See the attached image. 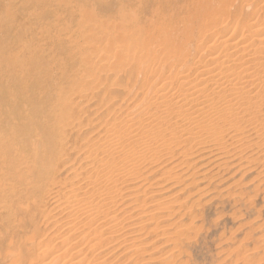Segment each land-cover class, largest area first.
<instances>
[{
	"label": "rangeland",
	"instance_id": "rangeland-1",
	"mask_svg": "<svg viewBox=\"0 0 264 264\" xmlns=\"http://www.w3.org/2000/svg\"><path fill=\"white\" fill-rule=\"evenodd\" d=\"M200 1L0 0V264H264V135L261 136L264 133V108L257 109L263 115L256 110L255 113L248 111L246 114L237 111L236 113L242 114L239 119L233 116L228 119L213 118L211 111L212 117L208 118V123L196 130L200 132L196 141L187 139L186 142L180 136H171L166 128L169 121L178 122L179 126H187L188 122L181 119L179 112L171 109L168 103L158 111L155 110V104L161 101L159 96L177 94L178 83L189 82L192 84L190 88L198 84L194 74L197 66H193L196 59L189 63V68L179 64L174 66L167 64L168 59L159 53L154 64L137 70L127 57L129 51L126 50L130 43L122 40L124 29L121 28H124L127 18L137 15L148 25L147 23L157 20V13L164 19L163 11L171 5L179 9L180 21L188 18V15L194 17L196 12L197 17H200L207 10L204 7L197 9ZM222 1L225 4L227 2V6L224 4L226 9L223 7L226 12L216 16L219 24L216 28L212 27L213 31L229 28L230 35L238 30L239 36L242 31L247 35L254 20L259 19L254 23L260 27L253 28V31L263 28L264 37V26L260 25L264 20V0ZM208 5L209 3L207 7ZM260 8L262 11H258ZM227 12H231L230 16ZM240 16H244L243 21ZM173 22L179 24L178 21ZM242 22L248 28H241L244 27ZM168 23L169 20H165L163 26ZM107 31L113 37H108ZM114 35L121 37L118 40ZM201 52L202 65H206L209 57L204 56L205 50ZM207 54L206 56L209 55ZM203 57L207 59L203 60ZM160 62L161 66L158 65ZM218 66H208V69L198 67L205 71L215 70L216 74ZM223 67L229 70V65L225 64ZM223 67L219 71L224 70ZM185 68L189 73L187 70L183 71ZM190 71L194 78L189 76L192 75ZM227 73L233 75L234 71ZM153 74L155 77H152ZM175 75L178 77L175 78ZM185 75L189 77L186 78ZM210 86L211 92L213 86ZM259 88L253 89L254 93L250 96L257 97L256 93L261 91ZM115 91L120 92V95L117 93L113 96ZM263 96V93L259 95L255 102H259V97ZM71 97L88 113L84 112L74 118L65 128L66 137L63 138L60 132L69 122L65 103ZM104 105L108 108L104 109ZM164 108L166 111L163 112L162 122L160 113ZM156 114L160 115L157 117L159 122H155L158 125L156 130L163 134L165 129V138L160 134V139L155 134L156 130L153 134L144 127L148 126L151 117ZM260 115L263 117H257ZM169 116L173 120L177 119L174 122ZM254 118L263 120L259 119L258 127L255 126L258 120ZM251 123H254L253 127ZM113 124L115 127H112ZM129 131L140 135L139 144L135 148V143L125 142L127 139L116 140L120 133L126 135ZM69 134L73 136L69 138ZM201 135L204 137H200ZM79 137L84 138V141ZM90 137L92 140H89ZM111 137L116 138L114 140L118 145L124 146L125 143L124 147L117 146L126 155L118 156L117 164L113 161L110 163L108 157H100V151H96L99 147H105L107 139ZM206 137L208 138L205 140ZM143 139H147L146 142ZM87 148H92L93 151ZM160 149L164 155L159 153ZM85 153L92 155L85 156ZM94 156L95 159H88ZM154 157L157 158L155 161ZM104 159L110 164L107 165ZM125 159V163L128 160L129 165L123 162ZM141 159L144 162L147 159L145 163L149 164L154 162L152 166H144ZM135 163L136 166L139 165L137 169ZM102 164L106 166H101ZM125 173L131 177H127ZM112 174H120L121 179L119 184L116 183L118 187L111 185L112 189L106 199L108 201L101 204L98 195L94 200L92 193L88 192L91 190L90 183L97 180V183L106 185ZM110 183L111 181L107 185ZM70 193H77L78 197ZM71 196L73 197L70 198ZM84 199H88L94 208L87 207L82 212L86 208L82 202ZM79 205L81 209H75ZM99 206L104 213L100 212ZM96 213L99 215L96 216ZM81 216V219L78 218Z\"/></svg>",
	"mask_w": 264,
	"mask_h": 264
},
{
	"label": "bare ground",
	"instance_id": "bare-ground-1",
	"mask_svg": "<svg viewBox=\"0 0 264 264\" xmlns=\"http://www.w3.org/2000/svg\"><path fill=\"white\" fill-rule=\"evenodd\" d=\"M225 1H228V0H225ZM243 1H245V0H243ZM248 1V0H247ZM262 0H260V2H261ZM197 2V1H196ZM240 2V1H239ZM238 2V3H239ZM253 2V1H252ZM255 2V1H254ZM194 3H195V1H194ZM209 3V5H208V7H207V4ZM224 2L222 1V0H201L199 3H198V5H197V9L198 8H200V7H204V8H206L207 10H205L206 11V13L204 14V15H200V17H197L198 15H197V12L195 13V16L194 17H191V15H188V18H185V19H183L182 18V21H180V20H178V17H179V9H177V8H175L174 6H170L166 11H163V17H164V19H162L161 17V15H159L160 13H157V14H155L156 15V18H157V20L156 21H153V22H151V23H147L148 25H146V23H143L141 20L142 19H140V17L139 16H137L136 15V17H134V18H127V20H126V23H125V25H124V28H121V29H124L122 32V36H124V37H122L123 39V41L124 42H127V44H129L130 43V46H129V49L128 50H126L125 48H124V46H126L127 44H125V43H123V44H125L124 46H122L123 48H124V50H126V51H129V54H128V52H127V57L129 58V61L131 62V64H132V66L133 67H135V69H137V70H142V69H145L147 66L149 67V65H152L151 63H155L154 61H156L157 60V57L160 55L159 53H162V56H163V58H164V56L168 59V62H167V64H173L174 66L176 65V64H179V65H181V67L183 66V67H187V68H189L188 66H189V63L192 61V60H195V62L193 61V66H197V68L195 67V71L194 70H192V71H194V74H195V76H196V81H198L197 83L198 84H196V85H194L195 87L194 88H190L189 86L190 85H192V84H190L189 82H187L186 84L184 83V84H180V83H178L179 84V91H178V93L177 94H174V95H170L169 94V96H167L168 97V99H166L167 97H166V95H165V97L164 96H159V98H161L160 100V102L159 103H157V104H155L156 106V108H155V110H157V109H160V107H162L165 103H168L169 105H171V106H169V107H171V109L172 108H174L175 109V111L177 112H179V114H180V116H181V119L183 118L184 119V121L187 123L188 122V125L187 126H184L183 124H182V126L180 125L179 126V123L178 122H175L174 120L175 119H177V118H174V120H173V118H171L170 116H172L171 114H170V118H171V120L172 121H174L175 123H172L171 121H169V118H168V120L167 121H169L167 124H166V128H167V132L169 131V132H171V133H169V135H173V136H175L176 135V137H179L180 136V138L182 139V140H184V141H186L187 142V139H189L190 141H192V140H197V138H199L198 137V134L200 133H198L196 130H198V129H201V127L203 128V124L204 123H206L207 121H209L208 120V118L211 116L212 117V115H210V112L211 111H213V112H211L212 114H214L213 116V118H218V117H225V118H229V117H231V116H233V117H237V119H239L238 117H239V115H242L241 113H242V111H243V114L245 113H249V112H252L253 111V113H255L254 112V110H256L257 112H258V110L257 109H259L260 107H263L264 108V96L263 97H259L260 98V100H259V102H255L256 100V98H258V96L259 95H262V93H263V95H264V37H263V34H262V29L261 30H257V31H253V28H255V29H257V28H259V27H257L258 25L257 24H255L254 22L256 21V20H254V22H253V24H252V27H249V30H247V32H248V34L246 35V33H244L243 34V31L241 32L242 33V35L241 36H239L240 34H239V30L238 31H236L235 33H232L231 35L229 34L230 33V29L228 28V29H222L221 28V30L219 29V30H217L216 29V31H213L214 30V28H216V26L219 24V21H218V19L216 18V16L219 14V13H223V11L224 12H226V10H223V7H224ZM226 4H227V2H226ZM225 4V5H226ZM243 4H245V3H243ZM242 4V5H243ZM195 5V6H196ZM249 5H251V4H249ZM255 5V4H254ZM253 5V6H254ZM261 5V4H260ZM194 6V5H193ZM227 6V5H226ZM245 6V5H244ZM246 6H248V5H246ZM263 6V5H262ZM238 7V6H237ZM259 7H261V6H259ZM195 8V7H194ZM225 9H226V7H224ZM234 8V7H233ZM263 8V7H262ZM196 9V10H197ZM240 9V8H239ZM254 9V8H253ZM256 9V8H255ZM195 10V11H196ZM242 10V9H241ZM261 10V8L258 10V11H260ZM262 10H264V9H262ZM261 10V11H262ZM181 11V10H180ZM190 11V10H189ZM192 11V10H191ZM240 11V10H239ZM253 11V10H252ZM257 11V12H258ZM157 12V11H156ZM193 12V11H192ZM229 12V11H228ZM227 12V13H228ZM235 12V11H234ZM241 12V11H240ZM239 12V13H240ZM243 12V11H242ZM191 13V12H190ZM231 13V12H230ZM230 13H228L229 14V16H230ZM236 13H238V12H236ZM254 13H255V10H254ZM89 14V13H88ZM189 14V13H188ZM192 14V13H191ZM227 14V15H228ZM259 14H261V13H259ZM264 13H262V15H263ZM241 16H242V14H240ZM244 15V14H243ZM225 16V15H224ZM229 16H228V18H229ZM232 16H234V14L232 15ZM240 16V19L242 18V21H243V17H241ZM245 16H247V15H245ZM249 16H250V14L247 16L248 18H249ZM213 17H215V18H213ZM226 17V16H225ZM238 17V16H237ZM259 17V16H258ZM257 17V18H258ZM142 18V17H141ZM155 18V17H154ZM155 18V19H156ZM181 18V17H180ZM246 18V17H245ZM244 18V19H245ZM251 18H253L252 16H251ZM256 18V19H257ZM261 18H262V16H261ZM234 19V18H233ZM239 19V18H238ZM240 19H239V21H240ZM165 20H169V23L166 25V26H163V23H164V21ZM228 20V19H227ZM250 20V19H249ZM259 20V19H258ZM257 20V21H258ZM151 21V20H150ZM173 21H178L179 22V24H177V23H174ZM238 21V22H239ZM252 21V20H251ZM256 21V22H257ZM261 21V20H260ZM264 21V20H263ZM263 21L260 23V25H262V27L264 26V24H262L263 23ZM222 22V21H221ZM227 22V21H226ZM237 22V21H236ZM246 22V21H245ZM100 23V22H99ZM241 23V22H240ZM243 24H244V27H241V28H248L247 27V25L245 26V23L244 22H242ZM259 23V22H258ZM145 24V25H144ZM229 24V23H228ZM238 24V23H237ZM249 24V23H248ZM224 25V24H223ZM234 25V24H233ZM239 25V24H238ZM249 25H251V24H249ZM105 27H106V25H105ZM123 27V26H122ZM212 27H214V28H212ZM100 28V27H99ZM115 28V27H114ZM119 28V27H118ZM109 29V28H108ZM237 30V29H236ZM241 30V29H240ZM243 30V29H242ZM246 30V29H245ZM102 31V30H101ZM125 31V32H124ZM100 32V31H99ZM109 31H107V33H106V35L108 36V37H113V34L112 33H108ZM245 32V31H244ZM97 35V34H96ZM118 35H120L119 33H118ZM114 36H116V35H114ZM116 37H118V36H116ZM115 37V38H116ZM120 37L121 36H119L118 37V40L120 39ZM109 39V38H108ZM112 39V38H111ZM110 40V39H109ZM115 40V39H114ZM117 41V40H116ZM115 41V42H116ZM112 42V41H111ZM118 42V41H117ZM116 42V44H118ZM129 42V43H128ZM110 43V42H109ZM122 43V42H121ZM122 44V45H123ZM113 45V44H112ZM116 46V45H115ZM128 46V45H127ZM127 48V47H126ZM115 49H116V47H115ZM205 50V53H204V56L205 57H209V61H208V63H206V61L204 62V63H206V65H202L203 64V62H202V56H203V52H201V51H204ZM120 52V51H119ZM209 55H208V54ZM118 54V53H117ZM123 54V53H122ZM125 54H126V52H125ZM206 54L208 55V56H206ZM120 56V55H119ZM205 57H203V60H204V58ZM121 58V57H120ZM161 58V57H160ZM162 58V59H163ZM198 59V60H197ZM205 59H207V58H205ZM122 60H124V58H122ZM164 60V59H163ZM166 60V59H165ZM118 61V60H117ZM159 62V61H158ZM158 63H156V65H157ZM167 64H166V66H167ZM229 65V70H225L226 69V67H225V69H224V65ZM158 65H160L161 66V62L158 64ZM157 65V66H158ZM172 65V67H174ZM215 65H219L218 67H219V69H220V67L222 66L223 67V69L224 70H222L221 69V71H219V69L218 70H216V71H218L219 72V74H215L214 73V71L213 72H211V70H209V71H205V69H203V68H206V67H210V66H215ZM131 66V67H132ZM193 66H191V68L190 69H192V67ZM198 66H202V67H198ZM238 66V67H237ZM147 67V68H148ZM153 67V66H152ZM168 67V66H167ZM180 67V66H179ZM156 68V67H155ZM160 68V67H159ZM162 68V67H161ZM166 68V67H165ZM170 68V67H169ZM168 68V69H169ZM210 68H212V67H210ZM236 68V69H235ZM90 69V68H89ZM130 69V68H129ZM131 69H133V68H131ZM130 69V70H131ZM153 69H154V67H153ZM177 69V68H176ZM180 69V68H179ZM178 69V70H179ZM189 69V70H190ZM201 69H203V70H201ZM206 69H208V68H206ZM216 69H217V67H216ZM238 69V70H237ZM165 70V69H164ZM177 70V71H178ZM185 70H187L188 71V69H184L183 71H185ZM235 70H237V72L235 73ZM129 71V70H128ZM133 71H135V70H133ZM146 70H144V72H145ZM149 71V70H148ZM151 71V70H150ZM149 71V72H150ZM154 71V70H153ZM158 71H160V69L158 70ZM157 71V73H159ZM192 71H190L191 73H192ZM231 71H234V73H233V75H228V73L227 72H231ZM136 73V72H135ZM146 73V72H145ZM173 73H175V72H173ZM181 74H183L182 72H180ZM188 73H189V71H188ZM168 74H170V73H168ZM175 74H177V73H175ZM179 74V73H178ZM186 74H187V72H186ZM232 74V73H231ZM139 75V74H138ZM157 75V74H156ZM163 75V74H162ZM180 75V74H179ZM143 76V75H142ZM159 76V75H158ZM167 77L169 76L170 77V75H166ZM173 76H174V74H173ZM173 76H171L172 77V79H173ZM185 76H187V75H185ZM185 76H183L184 78H183V81H185L186 80V78H188L189 76H193V78H194V75H193V73H192V75L191 74H189V76H187L186 78H185ZM148 77V76H147ZM152 77H155L154 76V74H153V76ZM157 77V76H156ZM160 77V76H159ZM166 77V78H167ZM168 77V78H169ZM178 77V76H177ZM176 77V75H175V78H177ZM180 77H182V76H180ZM142 78V77H141ZM167 78V79H168ZM256 78V79H255ZM148 79V78H147ZM146 79V80H147ZM151 79V78H150ZM149 79V80H150ZM154 79V78H153ZM156 79V78H155ZM164 79V78H163ZM171 79V78H170ZM171 79V80H172ZM182 79V78H181ZM191 79V78H190ZM254 79L256 80V81H254ZM131 80V79H130ZM144 80V79H143ZM142 80V81H143ZM160 80H162V77L160 78ZM188 80V79H187ZM175 81H176V79H175ZM135 82V81H134ZM137 82H139V81H137ZM162 82V81H161ZM160 82V83H161ZM164 82V81H163ZM169 82H170V80H169ZM178 82V81H177ZM182 82V81H181ZM165 83V82H164ZM189 83V84H188ZM258 83V84H257ZM194 84V83H193ZM225 86H223V85ZM109 85H112V84H109ZM114 85V84H113ZM116 85V84H115ZM127 85V84H126ZM129 85V84H128ZM134 85V84H133ZM136 85V84H135ZM169 85H171V84H169ZM202 85H205L204 87H202ZM206 85H209V86H207L206 87ZM210 85H212L213 87H212V91L210 92V90L209 89H211L210 87ZM105 86V85H104ZM103 86V87H104ZM141 86H142V84H141ZM172 86V85H171ZM185 86H187L188 88H186ZM201 86V87H200ZM114 87V86H113ZM120 87V86H119ZM135 87V86H134ZM261 88V91L259 92H257L256 93V95L255 96H257V97H251L250 96V94H253L254 92H253V89H257V88ZM115 88H117V87H115ZM122 88H123V86H122ZM163 88V87H162ZM165 88V87H164ZM259 88V89H260ZM104 89H106V88H104ZM107 89H109V88H107ZM111 89H112V87H111ZM132 89V88H131ZM138 89V88H137ZM164 90V89H163ZM166 90V89H165ZM174 90V89H173ZM175 90H177V89H175ZM94 91V90H93ZM112 91V90H111ZM80 92H82V91H80ZM88 92H90L89 90H88ZM100 92H102V91H100ZM107 92H108V90H107ZM109 92H110V89H109ZM108 92V93H109ZM137 92V91H136ZM154 92V91H153ZM174 92V91H173ZM86 93V92H85ZM84 93V94H85ZM93 93V92H92ZM112 93H113V91H112ZM117 93H119V95H120V92H117V91H115V94H113V96H115ZM155 93V92H154ZM162 93V92H161ZM164 93V92H163ZM176 93V92H175ZM209 93V94H208ZM76 94V93H75ZM75 94H73V96L72 97H74L75 96ZM80 94V93H79ZM83 95V94H82ZM87 95H88V93H87ZM105 95V94H104ZM136 95V94H135ZM168 95V94H167ZM253 95V96H254ZM80 96H81V94H80ZM152 96V95H151ZM70 98L66 103H65V108H66V111H67V113H68V116H69V122H67V124H65L64 125V128H63V130L60 132V133H62V136H63V138H65L66 137V130H65V128H67L69 125H70V122H72V120L74 119V118H78V116H80V114H82V113H84V112H87L85 109H82V107L80 106L81 104H76L75 103V98ZM77 97V96H76ZM79 97V96H78ZM109 97V96H108ZM107 97V98H108ZM111 97V96H110ZM127 97H129V95L127 96ZM126 97V98H127ZM144 97V96H143ZM84 98V97H83ZM96 98V97H95ZM104 98V97H103ZM117 99H118V97H116ZM125 98V97H124ZM132 98V97H131ZM81 99V98H80ZM86 99H87V97H86ZM129 99V98H128ZM110 100V99H109ZM116 100V99H115ZM154 100V99H153ZM258 100V99H257ZM102 101H103V99H102ZM113 101H114V98H113ZM83 103V102H82ZM110 103V102H109ZM101 104H103V103H101ZM104 104H108V103H104ZM112 104V103H111ZM110 106V105H109ZM112 106H114L113 104H112ZM112 106H110L111 108H112ZM117 106V105H116ZM123 106V105H122ZM153 106V105H152ZM166 106V105H165ZM164 106V107H165ZM105 107V108H104ZM104 109H107L108 107L107 106H105L104 105ZM107 107V108H106ZM169 107H167V108H169ZM85 108V107H84ZM88 108V107H87ZM114 108V107H113ZM138 108V107H137ZM145 108V107H144ZM262 108V109H263ZM90 109V108H89ZM162 109V108H161ZM160 109V110H161ZM165 110L164 111H161V116L160 115H151L152 117H151V121H150V123L148 124V126L146 125V126H144L146 129H147V131L149 130V132L150 133H152L154 130H156V128H158V125H156L155 124V122L157 121V122H159L158 120V118L157 117H159L160 116V119H161V121H162V118L164 119V117L162 116L164 113L163 112H165L166 111V108H164ZM261 109V108H260ZM259 109V110H260ZM170 110V109H169ZM100 111V110H99ZM111 111V110H110ZM158 111V110H157ZM172 111V110H171ZM237 111H239V112H241V113H236ZM249 111V112H248ZM168 112V111H167ZM173 112V111H172ZM176 112H174L175 114H176ZM260 113H262L261 111H259ZM258 112V113H259ZM88 113V112H87ZM97 113H99V112H97ZM96 113V114H97ZM111 113V112H110ZM148 113V112H147ZM169 113V112H168ZM234 113V114H233ZM86 114V113H85ZM117 114V113H116ZM252 114V113H251ZM257 114V113H256ZM256 114H254V115H256ZM143 115V114H142ZM166 115V114H165ZM174 115V114H173ZM250 115V114H249ZM262 115H263V113H262ZM84 116V115H83ZM88 116V115H87ZM247 116V115H246ZM253 116V115H252ZM264 116V115H263ZM263 116H257V117H263ZM81 117H82V115H81ZM109 117H111V116H109ZM115 117H117V116H115ZM133 117V116H132ZM173 117V116H172ZM241 117V116H240ZM243 117V116H242ZM250 117V116H249ZM256 117V116H255ZM90 118V117H89ZM179 118V117H178ZM222 118V119H223ZM251 118V117H250ZM249 118V119H250ZM80 119V118H79ZM78 119V120H79ZM110 119V118H109ZM230 119H232V118H230ZM234 119H236V118H234ZM242 119V118H241ZM255 119V118H254ZM260 119V118H259ZM259 119H255V120H258V121H256L257 123H255V126L256 127H258L259 125H257L262 119H260V121H259ZM86 120V119H85ZM179 120V119H178ZM178 120H176V121H178ZM244 120V119H243ZM246 120V119H245ZM250 120H253V119H250ZM75 121H77V119L75 120ZM87 121H88V119H87ZM116 121V120H115ZM131 121V120H130ZM141 121V120H140ZM149 121V120H148ZM183 121V120H182ZM214 121V120H213ZM238 121V120H237ZM248 121V120H247ZM247 121H244V122H247ZM254 121V120H253ZM252 121V122H253ZM263 121V120H262ZM95 122V121H94ZM113 121H111V123H112ZM121 122V121H120ZM127 122V121H126ZM163 122V121H162ZM164 122H166V121H164ZM210 122H211V120H210ZM219 122H221V121H219ZM248 122H251V121H248ZM98 123H99V121H98ZM208 123V122H207ZM229 123V122H228ZM234 123V122H233ZM94 124V123H93ZM132 124V123H131ZM130 124V125H131ZM139 124V123H138ZM161 124H163V123H161ZM185 124V123H184ZM211 124V123H210ZM254 124V123H253ZM252 123H251V126L253 125ZM260 124V123H259ZM108 125H109V123H108ZM114 126H112V127H115V124H113ZM123 125V124H122ZM143 125H144V123H143ZM135 126V125H134ZM140 126V125H139ZM160 126V125H159ZM191 126H194L193 128L191 127ZM208 126H209V124H208ZM216 126V125H215ZM236 126H237V124H236ZM248 126H250V124H248ZM247 126V127H248ZM250 126V127H251ZM73 127V126H72ZM143 127V126H142ZM191 127V128H190ZM217 127H218V125H217ZM249 127V128H250ZM253 127V126H252ZM263 126H261V128H262ZM98 128V127H97ZM117 128H119V127H117ZM121 128V127H120ZM164 128H165V126H164ZM229 128V127H228ZM130 129H131V127H130ZM215 129V128H214ZM232 129V128H231ZM255 129V128H254ZM256 129H258V128H256ZM108 130V129H107ZM113 130H115V128L113 129ZM112 130V131H113ZM142 130V129H141ZM163 130V129H162ZM161 130V131H162ZM165 130V129H164ZM164 130H163V134L166 132H164ZM222 130H223V128H222ZM246 130V129H245ZM261 130V129H260ZM263 130V129H262ZM111 131V130H110ZM134 131V130H133ZM144 131V130H143ZM214 131V130H213ZM242 131V133L243 132H245L244 130H241ZM250 131V130H249ZM253 131H255V133L256 132H258L257 130H253ZM264 131V130H263ZM262 131V132H263ZM76 132V131H75ZM122 132V131H121ZM146 132V131H145ZM155 132V131H154ZM154 132H153V134H154ZM156 132H157V130H156ZM166 132V133H167ZM229 132V131H228ZM233 132V131H232ZM237 132V131H236ZM74 133V132H73ZM85 133V132H84ZM104 133V132H103ZM114 133H115V131H114ZM113 133V134H114ZM119 133V132H118ZM124 133V132H123ZM135 133V132H134ZM133 132H130L129 131V133H127L126 134V132H125V134L126 135H123L122 133H120V136H119V139H116L117 138V136H116V138H110V139H107L108 140V143H106L107 145L105 146V147H102L101 149H100V147L98 148L99 150H96V151H100V153L102 154H100V157L101 156H103V157H108L107 159L109 160V162L111 163V161H113L114 162V164H117L116 163V160L117 161H119V158H117L118 156H124V157H126V155H123V153L117 148V146L119 147L120 145H118V142H116L115 143V141L116 140H126L125 142H131V144L132 143H135V145H134V148H135V146L136 145H138L139 143V141H140V139L138 138L139 136L137 135V132H136V134H134ZM210 133V132H209ZM214 133H216V131L215 132H213V135H214ZM246 133V132H245ZM254 133V132H253ZM260 133V132H259ZM78 134V133H77ZM80 134H82V132L80 133ZM108 134V133H107ZM117 134V133H116ZM156 134V136H159V138H160V134H162L161 132H157V133H155ZM162 134V135H163ZM221 134V133H220ZM70 135V134H69ZM72 136H73V134H71ZM71 135L69 136V138L71 137ZM75 135V134H74ZM95 135V134H94ZM109 135V134H108ZM146 135V134H145ZM205 135V134H204ZM204 135H201L200 137H204ZM234 135V134H233ZM262 135H264V133L263 134H261V136ZM65 136V137H64ZM113 136V135H112ZM149 136V135H148ZM151 136H155V135H151ZM165 135H163L162 137L163 138H165L164 137ZM189 138H188V137ZM235 137H236V135H234ZM241 136V135H240ZM253 136H255V134L253 135ZM83 137V136H82ZM82 137H79V138H82ZM85 137V136H84ZM108 137V136H107ZM170 137V136H169ZM186 137V138H185ZM213 137V136H212ZM239 137V136H238ZM252 137V136H251ZM257 137V136H256ZM77 138V137H76ZM148 138V137H147ZM152 138V137H151ZM155 138V137H154ZM154 138H152V139H154ZM158 138V137H157ZM168 138V137H167ZM166 138V139H167ZM172 137H170V139H171ZM174 138V137H173ZM208 137H206L205 138V140L207 139ZM211 138V137H210ZM213 138H215V137H213ZM229 138H231V137H229ZM243 138V137H242ZM255 138V137H254ZM259 138H260V136H259ZM264 138V137H263ZM72 139V138H71ZM83 139V141H84V138H82ZM85 139H87V137L85 138ZM91 139V137L89 138V140ZM114 139H116V140H114ZM151 139V140H152ZM156 139V138H155ZM161 139V138H160ZM165 139V140H166ZM219 139V138H218ZM77 140V139H76ZM88 140V141H89ZM92 140V139H91ZM97 140V139H96ZM144 140V139H143ZM147 140V139H146ZM146 140H144V142H146ZM158 140V139H157ZM173 140V139H172ZM175 140V139H174ZM199 140H202V139H199ZM220 140V139H219ZM233 140V139H232ZM261 140H262V138H261ZM260 140V141H261ZM264 140V139H263ZM262 140V141H263ZM78 141V140H77ZM76 141V142H77ZM87 140H86V142H88ZM156 141V140H155ZM181 141V140H180ZM203 141H204V139H203ZM215 141V140H214ZM223 141V140H222ZM103 142V141H102ZM104 142H105V140H104ZM103 142V143H104ZM143 142V141H142ZM143 142V143H144ZM149 142V141H148ZM147 142V143H148ZM161 142H164V140H162ZM166 143H167V141H165ZM169 142H171V141H169ZM174 142V141H173ZM224 142V141H223ZM252 142H253V140H252ZM74 143V142H73ZM89 143V142H88ZM93 143V142H92ZM91 143V144H92ZM100 143V142H99ZM120 143V142H119ZM152 143H154V142H152ZM152 143H151V145H152ZM220 143V142H219ZM105 144V143H104ZM128 144H130V143H128ZM146 144V143H145ZM158 144H160V142L158 143ZM164 144L165 143H163V146H164ZM190 144V143H189ZM258 144V143H257ZM75 145V144H74ZM149 145V144H148ZM161 145H162V143H161ZM160 145V146H161ZM172 145V144H171ZM178 145V144H177ZM198 145V144H197ZM210 145V144H209ZM240 145V144H239ZM238 145V146H239ZM121 146H123V145H121ZM124 146H125V143H124ZM123 146V147H124ZM140 146H141V144H140ZM157 146V145H156ZM156 146H154V147H156ZM159 146V147H160ZM163 146H161V149H163ZM261 146V145H260ZM69 147V146H68ZM75 147V146H74ZM80 147V146H79ZM86 147H88V146H86ZM92 147H93V145H92ZM108 147H109V149H108ZM123 147H122V150H123ZM128 147H130L129 145H128ZM127 147V148H128ZM133 147V146H132ZM170 147V146H169ZM168 147V148H169ZM200 147V146H199ZM63 148H64V144H63ZM77 148V147H76ZM143 148H145V147H143ZM189 148V147H188ZM257 148V147H256ZM78 149V148H77ZM76 149V150H77ZM86 149V148H85ZM88 149V148H87ZM90 149V148H89ZM88 149V150H89ZM95 149V148H94ZM145 149H148V148H145ZM144 149V150H145ZM159 149V148H158ZM161 149L159 150V153L162 155L163 153V151L162 152H160L161 151ZM247 149V148H246ZM73 150V149H72ZM75 150V151H76ZM88 150H86V153H88ZM91 151H93L92 150V148L90 149ZM89 150V151H90ZM138 151H139V148L137 149ZM136 150V151H137ZM143 149L141 148V151H142ZM213 150V149H212ZM95 151V152H96ZM125 151V150H124ZM129 151H131L130 149H129ZM149 151V149L147 150V152ZM156 151V150H155ZM173 151V150H172ZM72 152V151H71ZM126 152V151H125ZM133 152H134V149H133ZM132 152V153H133ZM140 152V151H139ZM145 152H146V150H145ZM146 152V153H147ZM83 153V152H82ZM85 153V156L86 155H88V154H86ZM91 153H93V152H91ZM90 153V155H88V156H90L91 157V154ZM126 153H129L128 152V150H127V152ZM131 153V154H132ZM145 153V154H146ZM151 153V152H150ZM168 153V152H167ZM182 153H184V152H182ZM66 154V153H65ZM95 154V153H94ZM125 154V153H124ZM139 154V153H138ZM138 154H136V156L138 155ZM142 154V153H141ZM140 154V155H141ZM156 154V153H155ZM130 155V154H129ZM146 155H148V154H146ZM157 155V154H156ZM156 155H153V156H155L156 157ZM164 155V154H163ZM84 156V157H85ZM128 156V155H127ZM134 156V155H133ZM133 156H132V158H133ZM143 156V155H142ZM149 156V155H148ZM151 156V155H150ZM181 156V155H180ZM212 156V155H211ZM88 158V159H90V161H91V159H95V156H94V158ZM98 157V156H97ZM123 157V158H124ZM139 157V156H138ZM145 157V156H144ZM155 157H154V161L157 159H155ZM159 157V156H158ZM162 157V156H161ZM169 157V156H168ZM128 158V157H127ZM126 158V159H127ZM131 158V157H130ZM151 158H152V156H151ZM87 159V158H86ZM98 159V158H97ZM101 159V158H100ZM106 159V160H107ZM126 159H125V161L123 160V162L125 163L126 162ZM145 159V158H144ZM105 160V159H104ZM105 160V161H106ZM130 160V159H129ZM142 160V159H141ZM147 160V159H146ZM146 160H145V162H146ZM163 160V159H162ZM95 161V160H94ZM121 161V160H120ZM133 161V160H132ZM132 161H131V163H132ZM136 161V160H135ZM138 161H139V159H138ZM143 161V160H142ZM151 160H150V158H149V161L148 162H150ZM154 161H152L150 164L147 162V163H145L144 161H143V163H145V164H143L144 166H147V164H149V166L151 165L152 166V163L154 162ZM161 161V160H160ZM103 162V161H102ZM101 162V163H102ZM107 163V161H106V163H107V165H109L110 163ZM99 163V162H98ZM101 163H99V164H101ZM105 163V164H106ZM124 163H120V164H124ZM129 163H130V161H129ZM138 163V162H137ZM160 163V162H159ZM169 163V162H168ZM182 163V162H181ZM187 163V162H186ZM126 165L128 164V160H127V163H125ZM167 164V163H166ZM179 164V163H178ZM94 165V163L92 162V166ZM129 165V164H128ZM186 165V164H185ZM97 167H98V165H96ZM101 166H106V165H104V164H102ZM111 167H112V165H110ZM108 167V168H111V167ZM115 167H117L116 165H114ZM120 166V165H119ZM118 166V167H119ZM131 166H133V165H131ZM135 166H136V163H135ZM135 166H134V168L133 169H135ZM137 166H139L138 164H137ZM137 166H136V169H137ZM141 166H142V164H141ZM153 166H155V165H153ZM96 167V168H97ZM129 167V166H128ZM100 168H107V167H100ZM107 168V169H108ZM121 168H122V166H121ZM120 168V169H121ZM125 168V167H124ZM132 168V167H131ZM130 168V171H133L132 169ZM95 169V168H94ZM114 169H116V168H114ZM123 169V168H122ZM121 169V170H122ZM127 169V168H126ZM139 169H140V167H139ZM189 169V168H188ZM97 170V169H96ZM100 170H102V169H100ZM112 170V169H111ZM119 170V169H118ZM117 170V173L119 172ZM125 170V169H124ZM171 170V169H170ZM108 172L110 171V170H107ZM126 171V170H125ZM129 170H128V172H130ZM97 172H99V171H97ZM104 171H102V173H103ZM124 172V171H123ZM153 172V171H152ZM154 173V172H153ZM103 174H105V173H103ZM102 174V175H103ZM108 174V173H107ZM126 175H127V177H129L130 176V174L128 175V173H125ZM125 174H123V175H125ZM89 175V174H88ZM97 175V174H96ZM96 175H95V177H96ZM122 175V176H123ZM131 175H132V172H131ZM110 176V175H109ZM137 176V175H136ZM90 177V176H89ZM94 177V176H93ZM106 179L108 180V175H106ZM126 177V176H125ZM127 177H126V179H127ZM131 177V176H130ZM129 177V178H130ZM77 178V177H76ZM92 178V177H91ZM91 178L89 179L88 178V180H91ZM97 178H98V176H97ZM102 178H104V177H102ZM144 178V177H143ZM99 179V178H98ZM119 179H121V175L120 174H112L111 175V178H110V181H111V183L109 184V185H107L109 182L107 181V184L105 183V182H103V183H105L106 185H104V184H102V182L101 183H97V180H95V182L93 181L92 183H90V185H91V190L90 191H88V192H91L92 193V198L95 200V198H96V196L98 195L99 196V201L101 202V204L102 203H104V201L106 202V201H108V200H106L107 199V196H109L108 194H109V191L112 189V186L113 187H115V186H117L116 185V183L119 181ZM123 179V178H122ZM73 179H71V181H72ZM93 180V179H92ZM103 180V179H102ZM124 180V179H123ZM99 181H100V179H99ZM104 181V180H103ZM89 183V182H88ZM122 183V182H121ZM127 183V182H126ZM56 184V183H55ZM118 184H119V182H118ZM112 185V186H111ZM115 185V186H114ZM54 186V185H53ZM72 187V186H71ZM102 187H104V188H102ZM118 187V186H117ZM124 187V186H123ZM101 188V189H100ZM114 189V188H113ZM68 190V189H67ZM102 190V191H101ZM120 190V189H119ZM66 192V191H65ZM118 192V191H117ZM83 193V192H82ZM71 194V193H70ZM74 194V197L75 196H77L78 197V195H77V193H73ZM73 194H71V195H73ZM84 195H86V194H84ZM106 195V197L104 198V196ZM73 196H71L70 198H72ZM84 197H86V196H84ZM114 197V196H113ZM120 197V196H119ZM132 197V196H131ZM91 198V197H90ZM91 198V199H92ZM103 198V199H102ZM74 199V198H73ZM77 199V198H76ZM92 199V200H93ZM98 199V198H97ZM155 199V198H154ZM88 200V199H87ZM86 199H84V200H82V202H83V206H86V208H84L83 210H82V212L85 210V209H87V207H90L91 209H93L92 207H91V203H89L88 201H87ZM89 201H90V199H89ZM81 202V203H82ZM91 202V201H90ZM95 202V201H94ZM96 202H98L97 200H96ZM71 203H74V202H71ZM75 203H76V201H75ZM74 203V204H75ZM77 203H79L80 204V202H77ZM92 203H93V201H92ZM157 203V202H156ZM68 204H69V201H68ZM100 204V206L102 207V205ZM108 204H110V203H108ZM112 204V203H111ZM169 204V203H168ZM70 205V204H69ZM72 205V204H71ZM78 205V204H77ZM99 205V204H98ZM97 205V206H98ZM80 206V205H79ZM82 206V207H83ZM94 206V205H93ZM97 206H95L96 208H97ZM98 207V208H101V207ZM77 207V206H76ZM108 206H107V204H106V208H107ZM74 208H75V206H74ZM79 208L81 209V206L80 207H78V208H75V209H78L79 210ZM106 208H103V209H106ZM163 208V207H162ZM60 209V208H59ZM89 209V208H88ZM97 210V209H96ZM102 210V208L100 209V212H103V211H101ZM109 210V209H108ZM71 211V210H70ZM75 211H77V210H75ZM95 211V210H94ZM98 211V213H100L99 212V210H97ZM80 212H81V210H80ZM81 212V213H82ZM85 212V211H84ZM86 212H87V210H86ZM63 213V212H62ZM79 213V212H78ZM98 213H96V216H97V214ZM104 213V212H103ZM103 213H102V215H103ZM106 213V212H105ZM85 214V213H84ZM83 214V216H85ZM73 215V214H72ZM76 215V214H75ZM88 215V214H87ZM99 215V214H98ZM105 215H107V213L105 214ZM74 216V215H73ZM72 216V217H73ZM83 216H81V217H78V218H82ZM95 215H93V217H94ZM95 216V217H96ZM68 217V216H67ZM75 217V216H74ZM89 217V216H88ZM87 217V218H88ZM91 218H92V216H90ZM77 218V219H78ZM90 218V219H91ZM98 218V217H97ZM146 218V217H145ZM89 219V218H88ZM89 219V220H90ZM117 219V218H116ZM95 220V219H94ZM120 220V219H119ZM152 221V220H151ZM119 222V221H118ZM125 223V222H124ZM74 224V223H73ZM72 225V224H71ZM85 225V224H84ZM77 226V225H76ZM70 227V226H69ZM80 230V229H79ZM161 230V229H160ZM123 231V230H122ZM121 232V231H120ZM124 232V231H123ZM160 232V231H159ZM71 233V232H70ZM122 233V232H121ZM79 234V233H78ZM119 234V233H118ZM138 234V233H137ZM139 234H140V231H139ZM99 235V234H98ZM133 235V234H132ZM101 236V235H100ZM126 238V237H125ZM79 239V238H78ZM123 239V238H122ZM99 241V240H98ZM104 241V240H103ZM99 243V242H98ZM116 243V242H115ZM97 244V243H96ZM102 244V243H101ZM98 246V245H97ZM122 247V246H121ZM94 248V247H93ZM79 249V248H78ZM109 249V248H108ZM79 255V254H78ZM84 255V254H83ZM63 257V256H62ZM81 257V256H80ZM59 259V258H58ZM57 259V260H58ZM79 260H80V258H79ZM78 260V261H79ZM83 261V260H82ZM108 261V260H107ZM53 262V261H52ZM77 262V261H76ZM79 262H81V261H79ZM84 262V261H83ZM47 264V263H46ZM63 264V263H62ZM74 264H76V263H74ZM82 264V263H81Z\"/></svg>",
	"mask_w": 264,
	"mask_h": 264
}]
</instances>
